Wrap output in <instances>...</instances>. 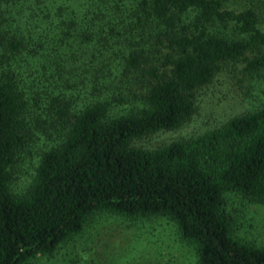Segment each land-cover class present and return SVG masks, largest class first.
I'll return each mask as SVG.
<instances>
[{"label":"trees","instance_id":"1","mask_svg":"<svg viewBox=\"0 0 264 264\" xmlns=\"http://www.w3.org/2000/svg\"><path fill=\"white\" fill-rule=\"evenodd\" d=\"M263 50L264 0H0V264L53 255L99 213L167 218L198 264H264L226 208L227 193L264 203V107L132 145L187 122L224 67L263 69Z\"/></svg>","mask_w":264,"mask_h":264},{"label":"rangeland","instance_id":"2","mask_svg":"<svg viewBox=\"0 0 264 264\" xmlns=\"http://www.w3.org/2000/svg\"><path fill=\"white\" fill-rule=\"evenodd\" d=\"M264 52V50H263ZM264 107V68L246 69V62L228 65L213 81L195 93V112L175 130H163L133 141L151 150L187 140L222 126L228 119ZM39 133L16 168L13 187L22 192L34 174L43 149ZM232 235L237 240L264 247V203L227 193ZM27 264H198L195 250L165 217L125 219L109 213L93 215L83 230L62 243L51 256H38Z\"/></svg>","mask_w":264,"mask_h":264}]
</instances>
